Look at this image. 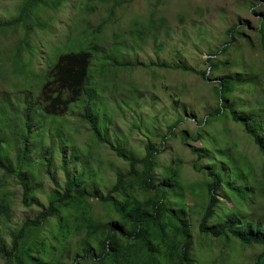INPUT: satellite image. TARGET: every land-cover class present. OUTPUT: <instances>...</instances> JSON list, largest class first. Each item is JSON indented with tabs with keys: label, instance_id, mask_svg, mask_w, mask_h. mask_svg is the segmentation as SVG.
I'll return each instance as SVG.
<instances>
[{
	"label": "rangeland",
	"instance_id": "374dc122",
	"mask_svg": "<svg viewBox=\"0 0 264 264\" xmlns=\"http://www.w3.org/2000/svg\"><path fill=\"white\" fill-rule=\"evenodd\" d=\"M26 1L0 0V25L17 19ZM263 15L264 0H68L51 10L50 16L41 13L38 24L30 20L29 25L34 24L29 33L23 27L0 32V109L8 103L7 110L13 111L8 121L0 123V149L8 154L0 161V191L11 210V229L37 218L42 207H48L53 196L63 195L68 184H83L88 191L106 197L118 175L130 170L115 148L123 156L141 161L148 145H153L158 150L156 186L165 184L170 206L192 224L193 264H254L261 248L244 249L235 241V252L227 242L224 245L200 233L205 213L201 203L209 197L207 185L211 181L202 169V159L209 174L216 175L219 170L209 161L222 163L220 159L229 156L219 152L223 149L219 139L210 144L207 153L205 132L215 130L213 137L223 138L222 128L227 127L229 144L239 145L255 163L256 171L263 166L256 145L243 128L233 121L215 125L218 121L212 113L219 105L214 84L220 77L242 73V69L224 66L210 76L212 81L200 73L207 69L203 62L229 41L227 31L239 24L251 36L254 47L231 56L242 54L245 63L253 62L260 46V35L255 31ZM27 35L32 43L13 63V52ZM77 44L92 53L90 72L97 96L91 108L98 116L96 119L93 114L101 125L103 141L84 120L87 98L82 97L61 116L46 114L38 104L42 103L44 84L53 81L51 72L60 55L76 50ZM177 65L194 72L177 70ZM14 66L17 76L12 74ZM242 100L252 104L250 96ZM25 102L34 109L29 151L24 157ZM207 117L208 126L202 128ZM169 167L170 173L166 171ZM254 174L250 186L258 194ZM229 181L226 177L223 186L228 193L225 197L232 200ZM25 187L30 192L26 202ZM246 193L244 189L242 194ZM229 199L221 200L233 207ZM261 210L264 213V201ZM217 212L210 228L234 217L219 207ZM239 213L251 223L257 221L255 214ZM3 235L10 244L9 231ZM73 259L66 264H72Z\"/></svg>",
	"mask_w": 264,
	"mask_h": 264
},
{
	"label": "trees",
	"instance_id": "16d2710c",
	"mask_svg": "<svg viewBox=\"0 0 264 264\" xmlns=\"http://www.w3.org/2000/svg\"><path fill=\"white\" fill-rule=\"evenodd\" d=\"M66 1L27 0L20 7L19 17L0 25V32L23 27L29 33L34 24L29 25L30 20H37L41 13L50 16L51 10L56 11ZM259 21L260 25L255 31L260 35L259 53L254 56L253 62L245 63L242 54L231 56L232 52L241 53L246 48L254 47L251 36H247L244 26L239 24L227 31L229 41L219 52L203 62L207 69L200 73L207 79L224 66L229 69L239 66L242 69V73L220 77L219 82L214 84L219 105L212 113L218 121L215 125L227 121L240 125L256 145L263 162V166L256 171L255 163L250 162L239 145L231 146L227 141V127L222 128L223 138H214L215 130L205 132L206 152L209 153L210 144L219 139L223 144L219 152L229 156L221 158L222 163L209 161L219 170L216 175L209 174L203 166L205 160L202 159V169L206 170L211 181L207 185L209 197L201 203L205 213L199 224L200 233L223 241L224 245L227 242L235 252V241L244 249L253 246L261 248L262 252L254 259V264H264V213L261 210L264 201V15L259 17ZM31 43L27 35L19 49L13 52V63ZM75 46L76 50L60 55L51 72L53 81L44 84L42 103L38 104L43 105L46 114L60 116L82 97L87 98L84 120L94 136L103 141L101 125L96 120L98 116L91 108L97 96V90L92 88L90 72L92 53L82 49V44ZM219 56L225 58L222 60ZM174 68L186 73L194 72L184 65ZM12 70V74L17 76L15 66ZM244 96H250L252 104L249 101L243 102ZM3 104L0 123L8 121L13 113L7 110L10 107L8 103ZM23 106L27 132L22 141V156L25 157L29 151V124L34 108L29 107L27 102ZM209 119L207 117L203 120L202 128L208 126ZM109 144L112 146L111 142ZM115 150L118 156L130 164V170L125 175H118L115 186L106 197L88 191L83 184H68L63 195L53 196L48 207H42V213L37 218L24 222L17 230L11 229V210L0 191V264H66L72 257V264H193L195 250H191L192 224L185 222L178 216L176 208L170 206L165 184L156 186L155 183L158 150L148 145L146 156L141 161L125 157ZM4 151L0 149V161L8 157ZM231 153L233 156H230ZM195 166L201 168L198 163ZM166 171L170 173L172 168ZM254 172L257 189L260 191L258 194H255L256 188L250 186ZM226 177L230 178L227 187L234 192L232 200L225 197L228 194L223 186ZM244 189L247 190L245 195L242 194ZM29 194V188L25 187V202ZM221 199H229L233 207ZM96 207L102 209V212L98 213ZM217 207L223 212H230L234 217L210 228L209 224L218 213ZM239 212L255 214L257 221L251 223ZM6 231H9L10 244L4 239L3 233Z\"/></svg>",
	"mask_w": 264,
	"mask_h": 264
},
{
	"label": "clouds",
	"instance_id": "9594fccd",
	"mask_svg": "<svg viewBox=\"0 0 264 264\" xmlns=\"http://www.w3.org/2000/svg\"><path fill=\"white\" fill-rule=\"evenodd\" d=\"M69 110V109H68ZM61 116V115H60Z\"/></svg>",
	"mask_w": 264,
	"mask_h": 264
}]
</instances>
